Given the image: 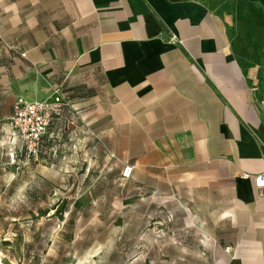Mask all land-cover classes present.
Returning a JSON list of instances; mask_svg holds the SVG:
<instances>
[{
	"label": "crops",
	"instance_id": "obj_1",
	"mask_svg": "<svg viewBox=\"0 0 264 264\" xmlns=\"http://www.w3.org/2000/svg\"><path fill=\"white\" fill-rule=\"evenodd\" d=\"M56 87L96 103L122 207L192 218L215 264H264V194L242 177L264 173V0H0L3 142L20 147L14 103Z\"/></svg>",
	"mask_w": 264,
	"mask_h": 264
},
{
	"label": "rangeland",
	"instance_id": "obj_2",
	"mask_svg": "<svg viewBox=\"0 0 264 264\" xmlns=\"http://www.w3.org/2000/svg\"><path fill=\"white\" fill-rule=\"evenodd\" d=\"M95 108L67 109L35 158L0 135V264H215L192 218L185 229L162 204L136 214L105 190L119 163Z\"/></svg>",
	"mask_w": 264,
	"mask_h": 264
},
{
	"label": "built area",
	"instance_id": "obj_3",
	"mask_svg": "<svg viewBox=\"0 0 264 264\" xmlns=\"http://www.w3.org/2000/svg\"><path fill=\"white\" fill-rule=\"evenodd\" d=\"M69 106V100L60 87H56L46 100L33 102L19 100L14 103L10 125L26 157L35 158L38 155L42 138L48 128L55 119L62 117ZM131 174L132 166H124L120 172L121 180H128ZM242 177L252 178L259 193L264 194V173L255 176L243 173ZM225 250L228 251V248Z\"/></svg>",
	"mask_w": 264,
	"mask_h": 264
},
{
	"label": "trees",
	"instance_id": "obj_4",
	"mask_svg": "<svg viewBox=\"0 0 264 264\" xmlns=\"http://www.w3.org/2000/svg\"><path fill=\"white\" fill-rule=\"evenodd\" d=\"M76 204V203H75Z\"/></svg>",
	"mask_w": 264,
	"mask_h": 264
}]
</instances>
